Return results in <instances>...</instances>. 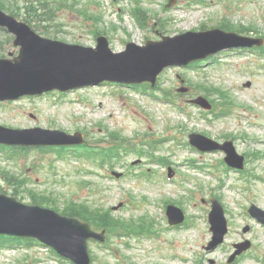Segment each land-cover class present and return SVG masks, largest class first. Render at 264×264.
<instances>
[{
    "label": "rangeland",
    "instance_id": "rangeland-1",
    "mask_svg": "<svg viewBox=\"0 0 264 264\" xmlns=\"http://www.w3.org/2000/svg\"><path fill=\"white\" fill-rule=\"evenodd\" d=\"M113 1L64 0L71 5L70 8L63 6L54 13L50 22L42 23L48 25L50 30L47 32L50 36L87 46L96 45V35L93 30L97 27L104 30L109 38L110 47L114 51L121 50L126 41L142 44L147 36L157 40L155 31L160 27L161 20L166 22L167 27L158 31L164 35L199 30L204 25L206 26L204 29L214 27L222 21L223 17H226L234 26L255 25L258 33H264V0H205V2L191 0L182 2L174 9H165V0H145L142 4L148 10V13H144L147 22L145 28L137 25L131 12L136 5L133 0H117L116 4ZM23 3L24 0H19L20 6ZM109 11L112 12L111 16L108 15ZM83 12L90 17H85ZM126 13L130 14V20L126 17L121 18V14L126 15ZM158 13L161 15L157 17ZM95 16L101 18L98 19ZM156 22L158 27H154ZM7 37L9 35L5 34L0 40ZM13 47L10 43L9 46L4 47L5 50L1 54L15 53ZM208 58L210 59L208 63L202 66H193L190 63L186 67L166 68L156 83L162 88V90H156V93L160 95L158 100L138 90L135 91L133 87H122L116 90L115 86L102 83L99 88L79 89L81 95L90 99L84 101L89 107L83 111L78 103L73 105V99H70L75 98L76 91L66 92L62 101L55 103L54 96L50 97L44 93L35 97L23 96L0 104V124L8 127L60 128L68 132L87 129L90 141L101 140L104 137L102 134H105L102 128L107 127L119 130L131 144L141 146L152 136L169 138V144L164 145L163 150L164 156L169 157L171 165L167 166L149 159L148 167L153 169L151 180L137 179L134 175L138 173L139 168H135L132 177L126 176L122 183L118 184L116 179L110 177L111 170H106V166H100L85 158L75 159L72 154L61 159L53 152L43 153L31 149L21 156L12 158H8L5 152L0 151V186L12 194L16 187L14 184L22 178H28L29 184L18 189L28 187L27 189L41 191L49 196L55 194L60 198V205L66 197H75L79 201L85 198L95 202L100 200L102 204L108 206L124 201V208L115 211L117 215L138 218L146 214L155 218L156 223L163 222L165 219L162 198L182 201V207L193 221L188 228L184 226L170 229L164 231L158 238L114 237L108 247L91 242L90 251L97 257L94 264H131V262L179 264V262H172L173 255L178 252L191 254L192 264H196L198 260L201 264H210L209 259L216 260L214 264L226 263L225 259L230 251L229 245L228 251L221 249L216 252H207L201 246L207 244L211 235L205 216L210 210V200L213 196H219L225 207L234 214L231 218L235 225L230 221V232L234 228L235 230L229 237L228 243L233 240L239 241L242 237H254L264 250V230L257 224L248 221L255 228L253 234H242L243 236L237 234L241 232L242 226L247 221L244 219H248L238 215L242 213L244 206L250 204L251 199L264 209V173L261 174L264 171V157L250 162V168H254L261 180L255 179L256 177L251 179L250 175L247 177L245 174L238 175L232 169L225 171V164L220 168V173L224 172V174L220 175L217 171L220 163L216 164V161H221L222 153L203 154L192 149L186 142L188 134L193 131L215 139L230 134L239 142L241 149L264 152V127L247 128L245 124L240 125L236 121V116L241 114L264 122V56L256 50H233L212 59ZM237 66L241 69H237ZM248 80L252 82V85L245 87L243 84ZM196 84L220 87L226 90L238 105L235 106L233 103L235 109L229 116L215 119L214 112H210L206 117L202 114L201 108L190 103V99L204 95L206 92L201 87H195ZM181 86L187 87L188 93L178 92ZM168 89L176 92L174 101L164 100V90ZM114 94L122 98V103L115 99ZM211 97L218 103L216 94ZM219 99L220 102H224L222 97ZM100 121L102 125L99 124ZM10 151L13 152V150ZM164 152L161 151L159 154ZM136 158H138L137 154L131 153L115 169L126 171L129 163ZM142 159L146 161L145 158ZM190 159H194L195 164L209 165L212 175L205 173L201 176L196 171H194L196 175L192 174L185 167ZM169 167L176 171L173 183L167 180ZM4 170L12 173L8 179H14V182L9 183L5 179L1 173ZM85 180L92 183L93 191L79 185L80 181ZM176 180L182 184V188L176 184ZM251 181L252 191L244 190L242 187L249 185ZM229 183L231 186H228ZM152 185L158 186L159 189ZM159 190L164 193V196L159 193ZM24 194L25 197L22 199L19 197V199L25 203L30 202L25 191ZM89 194L91 197H88ZM131 195L136 197L137 206L135 204H133L134 207L132 206ZM144 196L147 200L143 199ZM127 242L130 243L129 246ZM33 243L36 242L33 241ZM20 244L17 248L23 250L17 254V259L15 257L11 261L3 258L1 255L3 250H0V264H67L59 260L46 247L38 244L31 247L22 246L24 240ZM244 263L254 264L251 260H246Z\"/></svg>",
    "mask_w": 264,
    "mask_h": 264
},
{
    "label": "water",
    "instance_id": "water-1",
    "mask_svg": "<svg viewBox=\"0 0 264 264\" xmlns=\"http://www.w3.org/2000/svg\"><path fill=\"white\" fill-rule=\"evenodd\" d=\"M0 22L5 25H8L12 30H14L18 37L15 40L16 44H21V60L28 65H33L26 62H32V51L34 49H40L36 46L30 44L35 35L28 36L30 31L25 26L18 24L12 17L5 16L0 12ZM198 43L202 45V42L208 40L217 39L218 43L228 42L232 40L230 36H224L222 34L214 35L213 32L205 35H198ZM43 44L51 46L55 43H50L42 41ZM88 51L93 52L89 49ZM156 61H159V58H156ZM92 62L80 61L71 62L66 65L69 72H77L81 69L91 68ZM1 67V66H0ZM134 70L138 69V66H133ZM38 74L42 72L38 70ZM59 72L48 71L45 73L44 78L51 81H56V76ZM141 78V77H139ZM134 79V78H133ZM144 79V78H143ZM141 79V80H143ZM140 80V81H141ZM129 81V80H125ZM51 85L50 87H54ZM2 202H8L13 210L9 209L8 204H3L2 210H0V232H6L7 229H10L12 233L19 235H36L39 238L47 241L49 244L56 247L62 254L72 257L76 261H79L80 264H88L89 260L86 254V244L85 239L89 235V232L86 228V233H83L80 229L76 227V222L68 218H62L47 210H42L37 207H25L19 203H16L13 199H7L5 197L0 198ZM16 210V211H15ZM14 211V212H11ZM218 220H221V217L218 215ZM222 229L225 230L223 224L221 225ZM86 254V259H83Z\"/></svg>",
    "mask_w": 264,
    "mask_h": 264
},
{
    "label": "trees",
    "instance_id": "trees-1",
    "mask_svg": "<svg viewBox=\"0 0 264 264\" xmlns=\"http://www.w3.org/2000/svg\"><path fill=\"white\" fill-rule=\"evenodd\" d=\"M0 4H1V3H0ZM81 208H83V207L79 206V207L75 208L74 211L71 212L70 214H71V215H74V214H76V213H78V214H80V213H84L83 210H82ZM79 212H80V213H79Z\"/></svg>",
    "mask_w": 264,
    "mask_h": 264
}]
</instances>
